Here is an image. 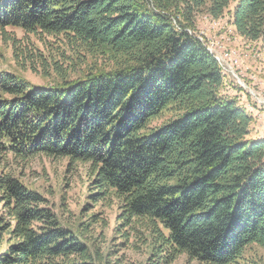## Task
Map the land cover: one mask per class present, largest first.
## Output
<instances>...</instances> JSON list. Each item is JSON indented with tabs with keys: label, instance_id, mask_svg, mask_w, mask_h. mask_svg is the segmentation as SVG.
I'll list each match as a JSON object with an SVG mask.
<instances>
[{
	"label": "trees",
	"instance_id": "16d2710c",
	"mask_svg": "<svg viewBox=\"0 0 264 264\" xmlns=\"http://www.w3.org/2000/svg\"><path fill=\"white\" fill-rule=\"evenodd\" d=\"M233 1L0 0L13 55L7 29L62 37L95 60L83 74L53 62L50 87L0 72V153L87 166V199L118 208L116 231L145 248L143 264H264L246 257L264 250V142L248 139L251 118L221 96L194 34L197 15L219 20ZM232 18L264 47V0H238ZM0 205V264H130L89 236L98 215L65 226L12 174L0 175Z\"/></svg>",
	"mask_w": 264,
	"mask_h": 264
},
{
	"label": "rangeland",
	"instance_id": "374dc122",
	"mask_svg": "<svg viewBox=\"0 0 264 264\" xmlns=\"http://www.w3.org/2000/svg\"><path fill=\"white\" fill-rule=\"evenodd\" d=\"M237 2L234 0L219 20H213L206 10L197 15L194 34L218 63L223 76L221 96L235 102L251 118L248 139L264 142V47L261 42H249L237 33L232 18ZM6 32L17 41L18 54L13 55L12 43L0 41V72L20 76L33 86L50 87L59 82L60 77L55 73L53 62L66 61L59 65L63 70L77 68V71L81 69L82 74L87 66L95 62L90 61V58L84 61L81 51L75 53L66 42L63 43L62 37L33 35L20 29H7ZM63 53L65 58L62 57ZM29 54L35 58L29 59ZM73 75L69 72L67 76L73 79ZM1 173L18 177L30 189L41 193L65 226L68 218H73L78 224L93 214L98 215L101 221L92 226L89 236L99 244L104 238L107 249L112 248L116 252L114 259L130 261V264H143L146 261L145 248L141 244L126 246L119 231H116L126 230L119 226L118 208L108 203L94 204L87 199V166H72L67 160L41 156L21 162L0 153ZM2 210L0 205V216ZM103 220L108 222V227H105ZM246 257L255 260L262 258L264 261V250L254 246ZM172 264L198 263L189 262L181 256Z\"/></svg>",
	"mask_w": 264,
	"mask_h": 264
}]
</instances>
